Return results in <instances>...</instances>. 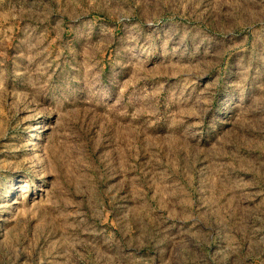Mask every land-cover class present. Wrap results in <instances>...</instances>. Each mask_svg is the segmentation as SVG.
<instances>
[{"label":"rangeland","instance_id":"1","mask_svg":"<svg viewBox=\"0 0 264 264\" xmlns=\"http://www.w3.org/2000/svg\"><path fill=\"white\" fill-rule=\"evenodd\" d=\"M0 264H264V0H0Z\"/></svg>","mask_w":264,"mask_h":264}]
</instances>
